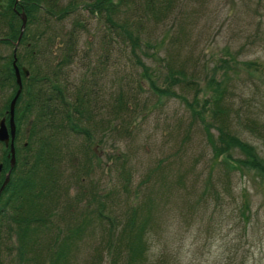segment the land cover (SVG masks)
I'll return each mask as SVG.
<instances>
[{
	"label": "rangeland",
	"instance_id": "1",
	"mask_svg": "<svg viewBox=\"0 0 264 264\" xmlns=\"http://www.w3.org/2000/svg\"><path fill=\"white\" fill-rule=\"evenodd\" d=\"M166 2L167 7L156 6L155 14H144L141 19L132 15L130 0H123L118 17L135 21V26L142 22L134 51L128 41L115 42L114 31L104 26L103 17L84 7L85 1L62 19L49 17L60 40L65 39L64 30L73 20L80 18L85 24L76 31L79 55L63 64L61 76L68 79V95L81 82L88 81L87 92L93 87V123H87L93 132L88 144L90 169L85 170L89 165L83 161L87 145L82 133L45 129L43 134L51 133L62 158L55 161L53 156L51 162L60 166L61 176L58 190L47 200L53 206L47 225L31 223L26 234L39 254L29 248L20 258V230L14 218L7 219L11 203L2 202L0 263L37 264L36 260L39 263L44 258L50 264L48 251L66 239L72 240L73 247L62 250V264H110L114 255H121L117 264H125L128 248L124 244L131 229L127 219L135 208L137 221L149 213L144 230L145 264H264V175L228 168L222 155L214 158L205 122L193 116L186 102L158 94L151 85L153 81L165 86L169 71L182 68L195 78L173 89L188 101L196 96L201 104L200 97L205 96L198 87L205 85L214 67L221 75L220 59L229 51L235 58L229 62L231 88L223 102L230 101L239 113L232 121L240 135L264 156V127L255 133L244 127L248 116L264 124V0ZM109 32L108 43L102 35ZM44 38L36 45L42 52L38 62L46 61L52 68L61 49L52 53V47L44 48ZM10 51V45L0 43L2 55ZM18 51L27 66L24 46L19 45ZM250 60L259 65L249 68L246 62ZM90 61L98 73L90 74ZM10 90V84L1 88L0 104ZM119 92L123 107L118 105ZM204 118L210 120L211 113H204ZM27 119L20 123L22 130ZM91 192L97 195L92 197ZM244 197L250 200L247 223L233 218L237 219V207ZM98 201L106 205L100 215ZM77 226L80 230L75 234Z\"/></svg>",
	"mask_w": 264,
	"mask_h": 264
},
{
	"label": "trees",
	"instance_id": "2",
	"mask_svg": "<svg viewBox=\"0 0 264 264\" xmlns=\"http://www.w3.org/2000/svg\"><path fill=\"white\" fill-rule=\"evenodd\" d=\"M81 1H85L84 7L93 15L103 17L104 26L109 31H114L116 43L124 44L128 41L133 51L138 47L140 38H138L137 27H141L142 22L135 26L133 24L135 21L118 17L123 0H67L64 4L60 0H18L17 2L15 0H0V43L11 46V51L8 55L0 53V90L8 84L11 85L10 93L0 104V118L3 115L8 116L6 109H8L10 99L17 88L13 54L22 21L17 10H24L27 16L26 26L16 49V63L22 78V89L15 104L14 114L16 123L14 138L16 163L11 171L9 182L0 194V203H11L8 209L10 214L7 215V219L14 218L16 226L20 230L18 255H20L21 259L26 249L34 248L36 250L35 242L31 243V240L26 237L29 231L28 227L31 223L47 225V215L51 212L49 208L53 207L49 202L47 203V200L52 198L58 190L57 179L61 176L60 166L56 167L54 163H51L54 160L53 156L57 157L55 161H59L62 158L60 148L57 143H54V139L50 137L51 133L45 132L43 134L45 129L49 126L53 131H60L61 133H63L64 129H67L70 133H82L85 138L84 143L87 145L83 148L85 150L83 161L86 165L90 164L88 144L91 142L93 132L87 123H93V106L91 105L90 95H93V87H90V91L87 92L85 85H87L88 81L85 83L81 82L73 87L75 89L73 95H68V79L66 81L63 76L62 80L61 76V74L63 75V64H69L73 57L79 53L76 31L84 28L85 24L80 18L73 20L70 23L71 27L68 30H64L65 39L60 40L59 34L51 27L49 22V17L52 16L62 19L78 7ZM159 5H163L165 8L168 3L166 0H130V8L133 9L132 15H138L141 19L144 14H155V8ZM140 18L137 21H140ZM32 25L35 26V30L31 33ZM110 33L103 34L102 40L106 37L109 43L112 38ZM43 36H45L44 48L52 47L50 48L52 53L61 49V54L52 68H50V65L47 66L46 61L45 63L38 62V55H41L42 52L36 49V45ZM19 45L24 46L26 55L29 57L27 66L21 63V55L18 51ZM69 48L73 50H69ZM107 49L109 48L107 47ZM225 52L227 56L220 59L221 63L218 66L222 69L221 75L216 74L217 68L214 67L213 73L206 75L205 85L198 87V91H203L205 96L203 98L198 95L202 99L201 104L198 103L196 96L191 101H188L186 95L173 89V85L179 82L188 84L193 82L189 78H195L193 74H191V77L185 74L182 68L169 71L167 77H164L167 81L165 86L156 85L153 81H151V85L158 94L172 95L186 102L191 108L193 116H197L205 122L204 127L214 158L222 155V159L228 168L252 169L264 175V156L259 153L255 144L240 135L239 130L232 121L234 116H239V113L233 111L230 101L226 104L223 102L226 98V93L231 88L228 81L232 71L230 66L232 65L229 62L234 61L235 58L229 51ZM137 61L142 66H145V63L140 59H137ZM246 63L249 68L253 64L259 65V62L254 60ZM23 67L28 70L27 75H25ZM88 69L90 74H95L98 70L96 66H92V61H90ZM121 94L119 92L117 95L119 107L125 106L124 101L121 99ZM194 103L197 105L195 106ZM206 112L211 113V119L208 121H205L204 118V113ZM26 118H28L27 122L31 119V129H29L28 134L25 132V127L23 130L21 129L20 124ZM209 126L217 129V133L212 134ZM259 126L264 127V124L257 122L254 117H246L244 127L248 130L255 133ZM22 138V142L19 143ZM235 150H237V155H234ZM8 161L9 147H6L0 141V162L3 163L2 172L8 166ZM89 169L90 165L85 170ZM78 172L79 168L74 173L75 177H77ZM1 180L2 174L0 172V184ZM90 194L92 197H95V194L97 195V193L93 192ZM249 202V198L244 197L237 207L238 215L237 219L233 217L234 221L243 220L247 223V212L250 209ZM105 206V203L97 202L99 215ZM135 216L136 210L134 208L133 213L127 219L131 229L128 240L124 244L126 251L128 248V255H125V264H145L146 262V256L144 255L146 249L144 230L146 225L145 218H149V213L139 221L135 219ZM124 226L127 225L125 224ZM79 230L80 226L75 227V234ZM57 236H54L53 239H57ZM67 237H70V234ZM72 247V240H59L58 247L48 251V255H50L48 262L50 264H62L64 258L62 255L65 253L62 250L69 251ZM36 253L39 254L38 251ZM120 257L121 255H114L110 264H117ZM45 262L47 263L44 258L39 260V263L36 260L37 264H46Z\"/></svg>",
	"mask_w": 264,
	"mask_h": 264
},
{
	"label": "water",
	"instance_id": "3",
	"mask_svg": "<svg viewBox=\"0 0 264 264\" xmlns=\"http://www.w3.org/2000/svg\"><path fill=\"white\" fill-rule=\"evenodd\" d=\"M18 0H15V2H17ZM17 12L19 13L20 17H21V27H20V34L19 37L15 43V47H14V58H13V67H14V71H15V75H16V82H17V89L15 91V93L13 94L12 98L10 99L9 102V107L8 109H6V112L9 114V118H8V125L6 124V118L5 116H2L0 118V141H3L5 146H9V157H10V166L11 168L14 166L15 161H16V156H15V147H14V136H15V132H16V125H15V120H14V111H15V104H16V100L21 92L22 89V80H21V74L19 71V67L16 63L17 61V56H16V48H17V43L23 33V30L26 26V22H27V16L24 10H17ZM24 73L25 75L28 74V70L26 69V67H23ZM30 124H31V119H29L28 124L26 126V134L29 133V129H30ZM2 166V163H0V168ZM11 169H9L4 177L3 182L0 185V192L1 190L4 188V186L6 185L7 181L9 180V174H10Z\"/></svg>",
	"mask_w": 264,
	"mask_h": 264
},
{
	"label": "flooded vegetation",
	"instance_id": "4",
	"mask_svg": "<svg viewBox=\"0 0 264 264\" xmlns=\"http://www.w3.org/2000/svg\"><path fill=\"white\" fill-rule=\"evenodd\" d=\"M9 161H8V166L6 167V169L2 172V169L0 170V172H1V174H2V180H3V178H4V176H5V173H6V171H7V169L9 168ZM10 177H11V175H10ZM2 180H1V182H2ZM10 180V179H9ZM9 182V181H8ZM7 182V183H8ZM0 208H2V206H1V204H0ZM7 209H9V206H7Z\"/></svg>",
	"mask_w": 264,
	"mask_h": 264
},
{
	"label": "bare ground",
	"instance_id": "5",
	"mask_svg": "<svg viewBox=\"0 0 264 264\" xmlns=\"http://www.w3.org/2000/svg\"><path fill=\"white\" fill-rule=\"evenodd\" d=\"M66 43H67V42H66ZM67 44H68V43H67ZM67 44H66V45H67ZM57 47H58V46H57ZM62 47H63V46H62ZM66 47H67V46H66ZM69 47H71V46H69ZM63 49H65V48H63ZM67 49H68V48H67ZM67 49H66V50H67ZM70 49L73 50L72 48H69V50H70ZM66 50H65V51H66ZM69 50H68V51H69ZM62 51H63V50H62ZM75 52H76V51H75ZM73 53H74V51H73ZM78 55H79V54H78ZM82 55H83V54H82ZM80 56H81V55H80ZM94 96H95V94H94ZM96 99H97V98H96ZM149 108H150V107H149ZM6 117H8V116H6ZM24 118H25V117H24ZM30 129H31V128H30ZM3 171H4V170H3Z\"/></svg>",
	"mask_w": 264,
	"mask_h": 264
}]
</instances>
